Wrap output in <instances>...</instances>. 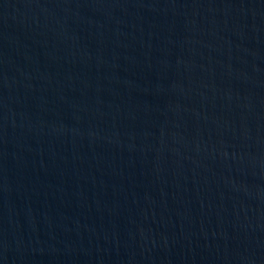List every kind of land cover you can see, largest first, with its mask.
Instances as JSON below:
<instances>
[{
  "label": "water",
  "instance_id": "water-1",
  "mask_svg": "<svg viewBox=\"0 0 264 264\" xmlns=\"http://www.w3.org/2000/svg\"><path fill=\"white\" fill-rule=\"evenodd\" d=\"M0 264H264V0H0Z\"/></svg>",
  "mask_w": 264,
  "mask_h": 264
}]
</instances>
